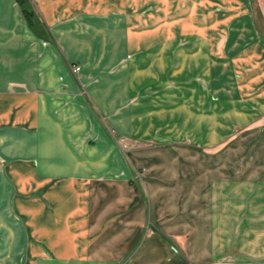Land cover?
I'll use <instances>...</instances> for the list:
<instances>
[{
    "label": "crops",
    "instance_id": "crops-1",
    "mask_svg": "<svg viewBox=\"0 0 264 264\" xmlns=\"http://www.w3.org/2000/svg\"><path fill=\"white\" fill-rule=\"evenodd\" d=\"M144 5L0 0V235L7 238L0 264H100L80 239L100 229L95 190L109 211L124 199L118 190L132 185L136 171L111 129L178 141L202 127L210 145L223 140V128L264 125V30L249 0H191L177 12L156 0L153 11L161 15H129ZM257 6L264 21V0ZM185 14L186 25L180 21ZM183 35L187 43L180 47ZM73 63L81 66L77 75ZM211 126H218L213 135ZM261 157L220 163L213 171L208 155L201 192L194 181L186 183L191 202L202 204L209 261L253 243L241 237H264ZM136 186L147 191L140 199L163 193L161 181L145 178ZM26 236L42 244L27 243Z\"/></svg>",
    "mask_w": 264,
    "mask_h": 264
},
{
    "label": "rangeland",
    "instance_id": "rangeland-1",
    "mask_svg": "<svg viewBox=\"0 0 264 264\" xmlns=\"http://www.w3.org/2000/svg\"><path fill=\"white\" fill-rule=\"evenodd\" d=\"M28 1L32 5L35 4V0ZM114 1L117 4L120 0ZM145 1L146 5L142 6L141 10L138 7H131L129 15L149 18L162 14L153 11L156 0ZM162 2L169 9L172 6L174 9L178 8L177 12L186 10L191 0H162ZM257 3L258 0H249L250 6L258 16V26L264 30V21L260 13L258 14ZM219 10L218 7L215 8L214 16L219 15ZM205 14L208 16L209 13ZM170 15H174L173 12ZM187 17L188 14H185L180 20L185 25L188 22ZM193 18L202 21L203 14L195 12ZM163 30L165 32V28ZM186 38L187 36L183 35L177 41L180 47L187 43ZM175 42L176 40L171 45L173 46ZM163 45L165 46V42ZM171 45L167 44L168 47ZM198 129L193 135L190 132L183 134L178 141L144 140L138 136H125L130 142V149L126 153L114 139L136 171L132 177V185L118 190L124 199L115 200L114 206L109 205V211H106V203L100 197L98 190H95V201L98 197L97 202H99L95 210L99 208L100 214L95 213L94 216H99L100 219L94 222L100 229L92 236L86 235L80 238L84 246H87L86 255L92 261H98L100 264H264V237L239 238V241L251 239L253 243H241L236 251L230 248L225 257L222 254L220 262L205 258L204 236L201 229L202 204L191 202L188 197L190 190L188 191L186 187L188 181H194L200 187L195 191L201 192L202 165L208 155L213 171L217 170L218 164H225L227 161L232 164H244L251 161L257 163L261 160V156L264 155V125L247 124L232 126L230 129L223 128L222 136L228 138H223L221 141L211 140L210 145H204L202 127ZM211 129L213 135L214 130L217 132L218 126H211ZM150 165H159L162 168L153 169L155 172H151L148 167ZM213 175L217 174L212 172V177ZM145 178L161 181L163 193L159 194L160 191H156L155 195L148 193L145 200L140 199V192L143 191L145 194L147 191L138 190L136 182L144 181ZM148 191L153 193L152 189ZM144 209H146L145 215ZM142 215L144 219L138 220ZM6 239L0 235V248L5 244ZM25 239L27 243L42 244L41 238L39 240L26 236ZM14 240L17 242L19 239L14 237ZM15 254L19 259L20 254L18 252Z\"/></svg>",
    "mask_w": 264,
    "mask_h": 264
},
{
    "label": "built area",
    "instance_id": "built-area-1",
    "mask_svg": "<svg viewBox=\"0 0 264 264\" xmlns=\"http://www.w3.org/2000/svg\"><path fill=\"white\" fill-rule=\"evenodd\" d=\"M71 70L73 74L77 75L79 74L81 70V66L79 64H72L71 65ZM111 134L113 135L114 139L116 140L117 144L121 147V149L126 153L130 149V142L129 140L122 135L116 134L115 129H111Z\"/></svg>",
    "mask_w": 264,
    "mask_h": 264
},
{
    "label": "trees",
    "instance_id": "trees-1",
    "mask_svg": "<svg viewBox=\"0 0 264 264\" xmlns=\"http://www.w3.org/2000/svg\"><path fill=\"white\" fill-rule=\"evenodd\" d=\"M22 9H23V12H24L26 19H29L32 12L28 10L25 2H23V1H22Z\"/></svg>",
    "mask_w": 264,
    "mask_h": 264
}]
</instances>
